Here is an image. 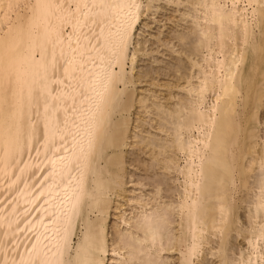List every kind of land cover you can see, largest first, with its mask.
<instances>
[{"label":"bare ground","instance_id":"bare-ground-1","mask_svg":"<svg viewBox=\"0 0 264 264\" xmlns=\"http://www.w3.org/2000/svg\"><path fill=\"white\" fill-rule=\"evenodd\" d=\"M159 1L0 0V264H264V0H170L192 25L145 106L169 134L141 138L160 202L110 250L137 84L159 74H133L135 34Z\"/></svg>","mask_w":264,"mask_h":264},{"label":"rangeland","instance_id":"rangeland-1","mask_svg":"<svg viewBox=\"0 0 264 264\" xmlns=\"http://www.w3.org/2000/svg\"><path fill=\"white\" fill-rule=\"evenodd\" d=\"M162 1L155 2L156 4L154 3V6L156 8L154 7L152 10L149 11L145 10L140 20V24L138 25L137 32L135 34V45L136 47H138V49L140 48V46H142L143 50L139 52L140 54L136 55V70L133 71V74L136 75V77L140 76L143 73L145 75L146 70L156 67L155 69L159 68L158 72L160 76H158L159 74L157 75L154 73L153 76L155 79H153V81L152 79H150V77H145L137 84V89L139 93L138 102L142 98H144L145 100L144 103H137V107L133 115L134 123L132 127L131 138L129 140V145L126 149V168L128 174L126 177L125 193L121 198H114V207L110 211L111 215L108 222L109 239L111 244L110 250H114L115 247H117L118 245L115 241L116 234L119 232L124 234L127 231L133 230V223L138 219L139 216L144 213V211L141 210V208H139L138 206L140 202H148V211L151 207H153L154 204H156V202H160L157 187L152 185L151 180H148V176H154L155 173L161 175L164 172L163 170L161 172L158 166L156 167L157 171H155V169L152 172H147V170L149 169L148 165L150 163V158L148 156L149 154L147 153L149 152L151 147L147 148L145 146L146 144L141 141V138L144 137L146 139L150 138L149 136L153 137L154 135H159L158 138L168 140L167 138H169V134H166V131L161 130L162 125L161 122L159 124V118L157 116L146 114L145 106H148V104H152V101H155V99H158L159 101L162 100L161 103H163L166 101L165 99L168 98L166 94L168 95L167 92H169L170 90L167 87L165 88V84L172 83L176 78H174V75L172 74L173 72L169 71L167 66L168 63L171 64L172 62H174V57H178L177 53L172 52L180 51L181 47L179 46L180 44H177L179 42L176 39L172 40L173 33L176 35V32H186V29L192 25V19L190 17H187L191 8L189 9V7L184 6L177 7L176 5L171 4L170 0ZM157 37L162 40L161 44L165 43V45L159 44ZM158 84H160L161 87ZM157 85L158 87H156ZM172 90H174L176 93V99H174L172 102L177 103L179 102L181 97H184V92L177 89ZM152 93L155 94L153 95ZM160 93L163 95H161ZM142 124L144 126H142ZM139 125H141V127ZM169 132L167 131V133ZM147 161L148 164L146 165ZM170 182L172 183V181ZM164 191V193L161 192L163 199L162 201L169 202L174 199L172 194L166 192L168 191L166 187ZM154 197H156L157 199ZM123 220H126L127 224H124ZM240 241L241 239L238 240V243L242 242ZM113 244L115 247L112 248ZM115 257L119 258L110 251L106 264H115ZM163 257H165L164 259H167L166 261H168V264L178 263V255L174 251L164 252ZM211 260L214 261L215 259Z\"/></svg>","mask_w":264,"mask_h":264}]
</instances>
